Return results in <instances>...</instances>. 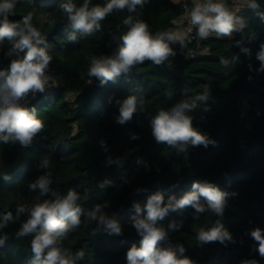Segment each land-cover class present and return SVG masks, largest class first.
<instances>
[{
    "label": "trees",
    "instance_id": "1",
    "mask_svg": "<svg viewBox=\"0 0 264 264\" xmlns=\"http://www.w3.org/2000/svg\"><path fill=\"white\" fill-rule=\"evenodd\" d=\"M66 2L18 0L14 14L9 16L21 26L24 18L31 16V25L49 42L52 62L46 91L35 99L28 97V106L37 109L44 130L29 147L0 142V175L9 177L5 180L0 176V217L8 212L15 215L17 205L27 207L49 198L39 190L30 191L28 186L44 171L38 170V162L47 159L52 188L61 194L74 189L84 212L80 227L63 240L62 247L73 253L84 252L78 264H126V251L140 241L131 221L133 202L143 205L156 191H162L165 200L172 195L179 198L191 190L193 181L207 180L222 191L237 193L228 197L222 220L236 243L227 247L218 242L200 245L199 229L212 227L218 217L205 212L196 218L190 206L159 222L165 228L172 221L182 224L178 231L170 232L171 242L182 244L185 255L196 264H241L245 259L264 264V259L252 251L255 245L248 234L256 227L264 230V72L255 71L259 68L256 54L264 43V19L242 7L238 14L245 27L231 37L213 33L201 39L195 28L190 38L170 44L177 53L170 58V67L167 62L157 66L146 61L128 76L121 75L115 82L100 86L99 80L87 75L91 58L113 53L117 47L114 37L127 31L128 26L123 24L127 16L146 22L153 34L167 33L174 29L175 19L190 12L194 1L148 0L135 13L114 11L101 22V31L90 37L78 35L75 42L68 40L70 29L60 8ZM72 2L79 6L83 0ZM257 2L264 11V0ZM105 3L91 0L92 5ZM226 3L230 10L235 5L234 0ZM42 18L54 23L43 22ZM241 46L248 47L251 54L242 53ZM9 47L6 41L0 49V69L10 63L11 58L5 55ZM234 56L239 57L238 62ZM222 60L228 61L227 66ZM205 90L209 93V110L204 111L202 104L189 115L193 126L216 143L207 149L190 148L179 156L166 144H157L149 118L182 99V92L195 95ZM129 95L142 98L145 111H138L131 121L119 125L115 123V101ZM131 133L140 138L131 140ZM101 140L109 147L107 153L100 146ZM108 156L119 162L108 165ZM105 178L113 184L101 189L98 183ZM137 188L147 191L135 193ZM201 202L205 203L203 199ZM96 205L114 215L123 235L102 230L92 236L96 224L87 212ZM24 219L26 216L0 230V236L8 237L0 246V264H29L32 236L16 237Z\"/></svg>",
    "mask_w": 264,
    "mask_h": 264
},
{
    "label": "clouds",
    "instance_id": "2",
    "mask_svg": "<svg viewBox=\"0 0 264 264\" xmlns=\"http://www.w3.org/2000/svg\"><path fill=\"white\" fill-rule=\"evenodd\" d=\"M148 0H106L103 5L91 4V0H83L77 6L72 0L60 4L62 12L67 17V27L70 29L68 40L77 41V36L90 37L101 31V22L114 11L127 9L129 13H135L137 7L143 8ZM18 0H0V49H3L7 41L10 47L5 55L10 63L4 69H0V142L19 144L22 147L32 145L36 137L44 130V122L38 118L37 109L29 107L28 97L33 99L38 94H43L51 77L48 75L52 56L49 54V42L39 30L31 25V16L25 17L23 26L13 22L9 16L14 14ZM248 8L252 9L261 19H264V11L257 0H247ZM191 24L196 27L201 39H207L215 33L218 37H231L234 32L245 27V21L234 15L226 0H199L194 2L189 12ZM43 22L54 21L42 18ZM128 26L127 31L119 37H114L117 47L111 55L93 56L87 71L89 77L99 80L100 86L108 82H115L121 75L128 76L133 68L150 61L154 65L170 67V58L177 53L170 46L175 38L168 33H151L146 22L134 19L132 15L123 20ZM241 44H237L240 46ZM241 52L250 55L248 47L241 46ZM233 59L238 62L239 57ZM259 61L257 73L264 72V43L256 54ZM227 66L228 61L222 60ZM252 71V65L249 64ZM251 79V77H249ZM209 93L205 90L201 94L188 95L182 92V99L178 100L168 109L159 110L149 118L151 135L157 144H166L175 150L176 155L188 153L190 148H208L216 142L193 126V117L189 113L204 105V111H208ZM112 98L109 97V103ZM115 106L118 115L115 123L124 125L131 121L137 112H144L143 99L135 95H129L123 99H116ZM137 133H131V140H138ZM104 152L109 151L104 140L100 141ZM118 158L107 157V164H117ZM50 161H39L37 168L44 170L34 182L30 183V191L39 190L42 196L49 197L33 203L31 206L17 205L15 215L8 212L0 217V230L8 227L9 223L19 221L26 216L16 237L32 236L31 256L29 264H78L83 260L84 252L75 253L62 247L63 240L81 225L83 209L78 203L79 194L74 189H69L66 194H61L52 188V174L47 169ZM145 169L150 170L145 164ZM159 171V170H157ZM6 180L7 174L0 175ZM113 181L105 178L98 183L101 189L107 188ZM177 185H173L176 187ZM147 191L137 188L135 193ZM236 192L222 191L215 183L193 181L191 190L183 192L179 198L175 195L165 200L162 191H156L147 196L146 202L141 205L134 201L132 208L134 215L131 217L132 226L140 237L139 245L132 244L126 251V264H196L194 260L185 255L186 249L182 244H173L170 240V232L178 231L182 224L175 221L169 223L167 228L160 225L170 213H179L186 207H191L198 215L210 212L218 219L210 228L201 227L197 233L200 245L216 243L227 247L235 244L231 232L224 227L222 220L229 196H235ZM205 201L202 203L201 200ZM87 216L95 222L92 236L100 231L109 235L121 236L123 230L114 215L102 211L99 205L87 212ZM254 241L252 251L264 259V230L259 227L248 233ZM7 235L0 236V246L7 240ZM241 264H259L256 259H245Z\"/></svg>",
    "mask_w": 264,
    "mask_h": 264
},
{
    "label": "built area",
    "instance_id": "3",
    "mask_svg": "<svg viewBox=\"0 0 264 264\" xmlns=\"http://www.w3.org/2000/svg\"><path fill=\"white\" fill-rule=\"evenodd\" d=\"M234 1H235V5H237V6L239 4H242V7H248L247 6V0H234ZM197 2H199V0ZM242 7L238 6L239 9L242 8ZM183 17L190 18L189 12H187L184 16H182V17L177 18V19L174 20L175 27H174L173 30L167 32L168 34H171L172 35L173 32H175L177 30H180V32H182L184 34V37H189V38L191 37V35H192V33H193V31H194V29L196 27L193 26L192 24L184 25V19H183ZM180 38H182V37H179V39L176 40V41H174L173 43L178 42L180 40ZM190 53L193 54L192 51Z\"/></svg>",
    "mask_w": 264,
    "mask_h": 264
},
{
    "label": "rangeland",
    "instance_id": "4",
    "mask_svg": "<svg viewBox=\"0 0 264 264\" xmlns=\"http://www.w3.org/2000/svg\"><path fill=\"white\" fill-rule=\"evenodd\" d=\"M192 1L197 2L198 0H192ZM238 6L242 7V4H239ZM238 6L237 5H234V7H232V9L230 10L237 17H239V14H238L239 8H238ZM185 17H183V19H184V25L191 24V20H190V18H188L189 16L187 18H185ZM172 36L175 38L174 41H176V40L179 39V37H184V34L182 32H180V30H177V31L173 32Z\"/></svg>",
    "mask_w": 264,
    "mask_h": 264
}]
</instances>
